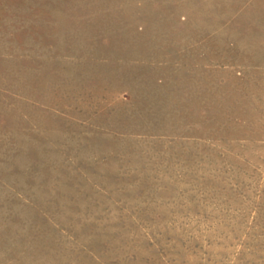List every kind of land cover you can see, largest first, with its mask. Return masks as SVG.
<instances>
[{"label": "rangeland", "instance_id": "obj_1", "mask_svg": "<svg viewBox=\"0 0 264 264\" xmlns=\"http://www.w3.org/2000/svg\"><path fill=\"white\" fill-rule=\"evenodd\" d=\"M0 264H264V0H0Z\"/></svg>", "mask_w": 264, "mask_h": 264}]
</instances>
